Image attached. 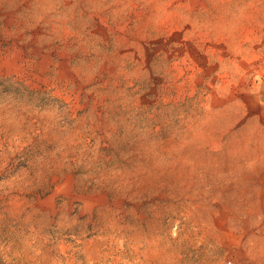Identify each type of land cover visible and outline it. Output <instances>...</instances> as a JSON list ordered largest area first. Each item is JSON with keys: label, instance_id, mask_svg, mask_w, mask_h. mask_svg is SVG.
Segmentation results:
<instances>
[{"label": "rangeland", "instance_id": "374dc122", "mask_svg": "<svg viewBox=\"0 0 264 264\" xmlns=\"http://www.w3.org/2000/svg\"><path fill=\"white\" fill-rule=\"evenodd\" d=\"M263 196L264 0H0V264H245Z\"/></svg>", "mask_w": 264, "mask_h": 264}, {"label": "crops", "instance_id": "0c3cea01", "mask_svg": "<svg viewBox=\"0 0 264 264\" xmlns=\"http://www.w3.org/2000/svg\"><path fill=\"white\" fill-rule=\"evenodd\" d=\"M244 246L245 264H264V237L246 238Z\"/></svg>", "mask_w": 264, "mask_h": 264}, {"label": "built area", "instance_id": "2783aa9c", "mask_svg": "<svg viewBox=\"0 0 264 264\" xmlns=\"http://www.w3.org/2000/svg\"><path fill=\"white\" fill-rule=\"evenodd\" d=\"M230 264V263H229Z\"/></svg>", "mask_w": 264, "mask_h": 264}]
</instances>
